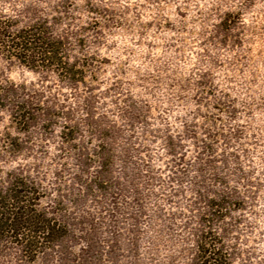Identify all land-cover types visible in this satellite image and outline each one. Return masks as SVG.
<instances>
[{
  "label": "rangeland",
  "instance_id": "374dc122",
  "mask_svg": "<svg viewBox=\"0 0 264 264\" xmlns=\"http://www.w3.org/2000/svg\"><path fill=\"white\" fill-rule=\"evenodd\" d=\"M0 264H264V0H0Z\"/></svg>",
  "mask_w": 264,
  "mask_h": 264
},
{
  "label": "trees",
  "instance_id": "16d2710c",
  "mask_svg": "<svg viewBox=\"0 0 264 264\" xmlns=\"http://www.w3.org/2000/svg\"><path fill=\"white\" fill-rule=\"evenodd\" d=\"M21 218H23V217H16L15 219H13L12 221V225L10 226L11 228H12V230L16 227V225H17V227H19L20 226V228L22 229V228H25V227H23V226H21L22 224H23V222H24V219L22 220ZM31 222V221H30ZM29 222V223H30ZM14 224H16V225H14ZM48 226L47 227H45V228H42V234H44V233H47V231H48ZM24 230H26V232L27 233H35V231H34V229L32 230L31 228H29V227H26V229H24ZM22 233H20V235H21ZM206 250V249H205ZM209 252V251H208ZM204 254H206V253H204ZM209 254H211V252L209 253ZM213 254V253H212ZM209 257H211V256H209Z\"/></svg>",
  "mask_w": 264,
  "mask_h": 264
}]
</instances>
